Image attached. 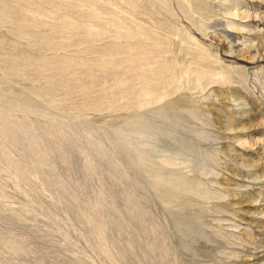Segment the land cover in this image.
I'll list each match as a JSON object with an SVG mask.
<instances>
[{
  "label": "rangeland",
  "instance_id": "rangeland-1",
  "mask_svg": "<svg viewBox=\"0 0 264 264\" xmlns=\"http://www.w3.org/2000/svg\"><path fill=\"white\" fill-rule=\"evenodd\" d=\"M0 264H264V0H0Z\"/></svg>",
  "mask_w": 264,
  "mask_h": 264
},
{
  "label": "bare ground",
  "instance_id": "bare-ground-1",
  "mask_svg": "<svg viewBox=\"0 0 264 264\" xmlns=\"http://www.w3.org/2000/svg\"><path fill=\"white\" fill-rule=\"evenodd\" d=\"M201 26V25H200ZM204 27V26H203ZM203 27H201V28H203ZM205 53V52H204ZM192 71V70H191ZM202 72V71H201ZM196 74V73H195ZM199 75V74H198ZM177 78V77H176ZM176 78H175V80H176ZM194 81H196V80H194ZM177 84H179V83H177ZM175 86V85H174Z\"/></svg>",
  "mask_w": 264,
  "mask_h": 264
}]
</instances>
